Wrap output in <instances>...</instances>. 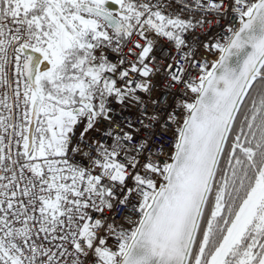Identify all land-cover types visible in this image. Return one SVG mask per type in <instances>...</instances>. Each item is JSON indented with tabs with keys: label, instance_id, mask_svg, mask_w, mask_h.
I'll return each mask as SVG.
<instances>
[{
	"label": "snow or ice",
	"instance_id": "1",
	"mask_svg": "<svg viewBox=\"0 0 264 264\" xmlns=\"http://www.w3.org/2000/svg\"><path fill=\"white\" fill-rule=\"evenodd\" d=\"M0 264H264V0H0Z\"/></svg>",
	"mask_w": 264,
	"mask_h": 264
}]
</instances>
